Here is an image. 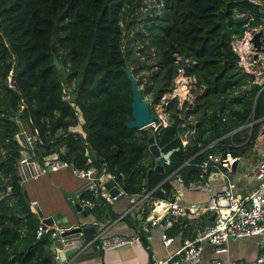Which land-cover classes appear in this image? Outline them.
I'll use <instances>...</instances> for the list:
<instances>
[{"label": "trees", "instance_id": "trees-1", "mask_svg": "<svg viewBox=\"0 0 264 264\" xmlns=\"http://www.w3.org/2000/svg\"><path fill=\"white\" fill-rule=\"evenodd\" d=\"M202 1L161 0L160 13L148 8L152 13L127 36L120 19L140 0H0V190L10 186V193L0 198V264H54L51 254L41 250L49 246V233L35 235L39 218L18 182L21 147L14 135L21 129L33 134L31 148L39 160L57 151L77 166L98 168L106 157V169L126 194L144 189L151 198H172L174 175L184 182L193 178L200 169L201 148L248 118L257 85L237 64L230 42L243 31L240 13H254L256 6L248 0ZM135 50L145 55L142 60ZM53 54L60 69L52 63ZM180 57L185 59L183 73L194 76V94L180 107L174 98L164 105L169 121L153 135L159 150L171 154L162 172L146 175L147 129L128 136L123 131L126 118L119 113L129 108L123 86L113 85L110 78L94 86L93 78L102 70L122 72L124 61L133 66L137 83L143 76L139 71L149 70L141 92L151 96L152 110L151 104L171 88ZM7 75L11 87L4 83ZM110 99L118 102V110ZM100 101L110 105L102 107ZM262 113L258 94L253 116ZM217 115H226L228 123L220 124ZM79 116L85 135L68 129ZM88 144L89 162L83 151ZM244 149L231 150L238 154Z\"/></svg>", "mask_w": 264, "mask_h": 264}, {"label": "built area", "instance_id": "built-area-1", "mask_svg": "<svg viewBox=\"0 0 264 264\" xmlns=\"http://www.w3.org/2000/svg\"><path fill=\"white\" fill-rule=\"evenodd\" d=\"M248 1L253 3L256 9L254 13H240L244 17L241 23L243 31L241 35L235 36L230 43L232 50L238 55L237 64L241 70L251 73L253 76L252 82L257 85L255 98L259 94L262 96L264 102V48H262L264 46V0ZM254 32H258L260 42L258 49L251 42ZM191 77L193 78V76L184 74L182 70L179 75L181 83L173 84L169 90L162 93L157 102L151 104V111L156 117L147 128L150 132L153 133V130L168 123V111L165 110L164 105L169 99H176L177 107H180L185 100L191 101V94L188 92ZM255 98L252 102L249 116L245 121L233 128H227L201 148L200 151L203 152V156L199 162L200 169L193 178L184 182L178 174L174 175V179L188 190L206 189L209 186L211 178H214L218 174H221L224 178L227 177L232 172L233 165H235L234 169H236L240 157H248L250 159L248 164H251V166L246 176L255 180L253 187L248 192L241 195L235 194L232 190L234 184L229 182L222 189L211 192L203 202L183 203L176 198V195H173L172 198H151L149 195L150 190H142L141 200L137 203L139 209L137 211V218L142 222L144 228L147 227L146 223L149 225H161L163 228L169 226L171 220L166 216L163 222L159 223V218L164 213L172 217L185 216L187 218H196L205 212H214V216L207 226L197 228L193 237L183 238L170 254L156 259L150 264H177L180 260L195 263L200 260L202 247L205 243L212 245L214 253L225 252L227 250L226 241L232 237L242 238L262 235L264 239V113L257 118L253 116ZM74 108L80 114L79 107L74 105ZM79 119L82 121L81 116H79ZM217 120L220 124L228 123L226 115H217ZM34 132H36L35 129ZM58 133L59 131L56 132V134ZM235 133L239 134L238 140L233 138ZM32 137L33 134L25 129H21L14 135V139L21 147L20 157L16 165L19 183L22 179L27 177L35 178L38 174L47 170L52 171L63 168L69 169L73 175L81 178L93 175L95 170L93 165L90 164L86 167L77 166L59 157L57 152L47 153L40 160L37 159L31 148ZM225 138L228 140L224 141ZM181 142L184 143L185 140L182 139ZM241 146L245 147L242 153L235 154L232 152L231 149L233 147ZM83 151L88 156L87 146L84 147ZM87 159L89 160V158ZM167 162L168 158H165V163ZM101 177H104V179H101ZM108 178L114 180L115 174L104 170L101 166L95 180L93 193L98 199L105 202L125 194L122 188L113 183L110 186L116 187L117 191L110 193L109 189L103 185V182ZM9 193L10 186L6 184L0 190V198ZM78 201L81 205L91 204V201L87 198L81 197L78 198ZM131 207H127L122 213L118 214L116 219L122 218ZM144 208H148L151 212L148 217L141 214ZM43 231L42 223L39 221L35 229V235L40 236ZM47 231L50 237H52L53 229L48 227L45 232ZM145 238H150L149 233L145 235ZM160 238L165 246L169 245L172 240V237L164 231H161ZM136 239H139L138 232L135 235L126 236L119 234L103 235L101 231H96L91 234L88 241L96 240L100 247L105 249L130 244ZM51 259L54 264L59 263V257L56 252H52ZM208 264H264V248L251 259L238 260L211 257Z\"/></svg>", "mask_w": 264, "mask_h": 264}, {"label": "crops", "instance_id": "crops-1", "mask_svg": "<svg viewBox=\"0 0 264 264\" xmlns=\"http://www.w3.org/2000/svg\"><path fill=\"white\" fill-rule=\"evenodd\" d=\"M82 121H79L74 127L85 135L81 126ZM182 139L186 141L185 134L182 135L181 140ZM130 143L132 147L134 141H130ZM87 147L90 148V145L88 144ZM92 150L94 149L92 148ZM147 153V157H152L148 152V149ZM97 155H99L98 152ZM87 158H89V160ZM87 158L86 161L89 162L90 157L87 156ZM108 160L103 158L101 159L102 163L100 167L102 166L106 171H109L106 169ZM91 165L95 167V170L93 175L87 178L77 177L73 175L69 169L63 168L52 171L47 170L38 174L35 178L27 177L22 179L20 182V184L23 185V182L26 180H38L40 178L42 182V179L44 178L42 176L45 175L46 172H61L59 177H56L57 183H49L50 185H46L42 192L44 199L43 203L39 205V207L44 215L56 213L69 214L66 194H74L78 198H80V194H84L85 196L82 198H87L91 201L89 206L91 207L94 218L97 219L96 223H92V226H87L83 235L75 238V241L72 244L73 248H71L70 253L65 256L63 260H59V263L57 264H150L152 261L170 254V252H172L180 244V241L183 238L193 237L197 228H203L205 226L204 220L211 213L210 211L209 214L205 212L196 218H187L185 216L172 217L167 214L165 216L172 222L169 226H165L163 228L161 225H149L146 223L147 227L144 228L142 226V222L137 218V211L139 210L137 203L141 200L143 191L132 194L125 193L108 202L98 199V197L93 193V188L95 187V180L100 172V167L97 168L94 164ZM152 165L153 158L152 162L148 164V166ZM237 167L239 166L236 165V168ZM234 168L235 165L232 167V171L235 170ZM67 176L70 177L68 178ZM230 176L231 174L224 178L221 174L215 175L214 178L209 180L208 188L201 190H188L173 179L171 181V185L173 187L171 195L172 197L173 195H176V198L183 203L203 202L211 192L222 189L227 186L229 182L233 183L239 179V177L233 176L231 179ZM101 179H104V177H101ZM76 180L79 181L75 182ZM81 181H85L84 187L81 186ZM45 182H47V179H45ZM112 183L120 187L119 183L115 179ZM233 184L234 188L232 187V190L235 194H238V192L243 190V187H238L236 183ZM34 190V188H29L28 190L31 193L34 192L33 197L28 196L29 203L31 201H36L35 197L37 195ZM46 195L48 197H45ZM129 206L132 207L124 214V216L116 219V216L122 213ZM31 209L33 211L32 206ZM141 214L148 217L151 212L147 208L143 209ZM96 231H101L103 235L119 234L126 236L135 235V233L140 232L141 238L132 241L130 244L104 249L100 247L98 241H88L91 234ZM161 231L166 232L167 235L172 237L170 244L167 246L163 245L161 241ZM147 233L150 235L149 239L145 238ZM52 237L49 235V246L48 248L42 247V251L46 250L52 254V251L49 248ZM226 246L227 250L225 252L214 253L212 245L205 243L202 247V254L199 261L189 263L185 260H180L177 264H208L211 257H218L221 259L232 258L238 260L251 259L259 253L262 248H264V239L262 235H253L242 238L232 237L227 239Z\"/></svg>", "mask_w": 264, "mask_h": 264}, {"label": "water", "instance_id": "water-1", "mask_svg": "<svg viewBox=\"0 0 264 264\" xmlns=\"http://www.w3.org/2000/svg\"><path fill=\"white\" fill-rule=\"evenodd\" d=\"M251 42L256 49L259 47L258 32H254L251 37ZM264 48V46H262ZM185 61L184 57H180L177 67L181 68L183 62ZM52 63L56 69L61 68V62L58 61L57 57L52 55ZM123 74L125 75L129 83V92H130V102L129 110L130 117L126 118L123 121V125L127 128H144L149 125L152 120L155 119L156 115L149 109V99L143 96L141 88L137 84V80L133 75L130 65L124 61ZM11 73V70L9 74ZM63 77L66 76V72L62 71ZM9 75L4 78V83L8 84ZM11 87V85L8 84ZM17 111L14 112L16 114ZM148 136L146 141L148 143L147 149L153 158V165L147 167L146 175L149 174L151 170L162 172L163 166L165 163V158H168L171 154V150L161 153L159 147L154 142V135L147 129ZM234 166V165H233ZM232 166V167H233ZM112 179L108 178L103 182L105 188L109 189L110 193L117 191L116 187H111ZM23 194L25 198L29 201L27 192L23 189ZM68 196V197H67ZM67 205L69 209V214H47L41 211L37 201H31V206L35 211L39 221L42 223V228L45 230L50 227L53 229V237L51 239L50 250L58 254L59 260H63L67 256L72 247V244L75 241L77 236L83 235L87 226H92V223H96L97 219L94 218L92 214L91 207L87 204L81 205L78 201V197L74 194H66ZM166 213L162 214L159 218V223L163 222ZM214 212L210 213L204 220V225L207 226L210 223V220L213 218Z\"/></svg>", "mask_w": 264, "mask_h": 264}, {"label": "rangeland", "instance_id": "rangeland-1", "mask_svg": "<svg viewBox=\"0 0 264 264\" xmlns=\"http://www.w3.org/2000/svg\"><path fill=\"white\" fill-rule=\"evenodd\" d=\"M201 4H206V3L203 0ZM160 5H161V0H140V3H137L135 5V7L132 10H130L128 14L125 15L124 20L120 19L121 26H123L124 24L126 26L125 28H123V33L126 34L127 36L131 35L132 30H134L135 27H137V28L141 27V24H142L141 20H143L146 17V15H150L152 13L150 10H148V8H156L157 9L156 14H158V13H160V11L158 10V7H160ZM127 26H129V27H127ZM124 39H126V38H124ZM138 46H140V45H138ZM133 49H136V45L133 46ZM135 53L138 55V58L140 60H142V58L145 56V55H139V51H136V50H135ZM149 53L151 54L152 51H150ZM146 62H147V60H146ZM130 68L133 69V66L130 65ZM177 70H178L177 74L172 79V85L181 83V79L179 78V75L181 74L183 69H182V67L181 68L177 67ZM139 73L142 74L143 76L141 77V82L137 83V84L141 89H144V85H143L144 79H145V76L148 75L149 70H142V71H139ZM107 78L112 79V80H108V81L110 83L112 81L113 85L115 83H120L123 86V90L127 94V97L124 100L126 102L125 106H127L129 104V101H130L129 83H128L125 75L123 74V72H120L118 74H109L105 70H102L95 75V77L93 78L94 82H92V85L97 86V85H99L101 80L103 81ZM193 78H194V76H193ZM193 78L191 77V83L188 86V92L191 94V99H192L193 94H194V85L192 82ZM136 79H137V77H136ZM176 81H177V83H176ZM115 89H116V94H117V87L116 86H115ZM142 94L144 97L149 99V101H151V96L148 93L142 92ZM93 102H95V101H93ZM104 103L106 105H110L109 102H107V101L106 102H102V101L99 102V104H101L102 107H106V105ZM111 103L115 105V108L113 110H118V107H117L118 102H116V100L115 101L111 100ZM119 113L123 114L124 115L123 117H125V118L130 117V110L128 107H126V108L123 107L122 109L120 108ZM148 127H149V125L145 126L144 128L147 129ZM25 129L28 131L27 128H25ZM73 129H76V128L73 127ZM73 129H72V127L69 128V130H73ZM141 129L140 128H127L124 126L123 131L126 134H128V136L135 135L137 137L140 135ZM133 138L134 137H129V140L133 139ZM145 149H147V147H145ZM103 159H106V157H104ZM248 161H250V159L248 157H240V159L238 161L239 167H237L234 171H232L230 173L231 179H232V176L233 177H239L238 180L233 182V183H236V185L238 187H243V190L241 192H238L239 195L246 193L250 188L253 187V185L255 183V180H253L252 178H248L246 176V173L248 172V170L251 166V164H248ZM151 162H152V157H150V156L147 157L146 163L150 164ZM60 173L61 172H57V171L56 172H50V173L46 172V174L42 176V177H44L42 179V182L40 180L41 178L38 180H32V179L26 180L25 182H23V187H24L23 189H25L27 191V193H28L27 196L33 197L34 192L31 193L28 190H29V188H34L35 189L34 191L37 195L35 197V200L37 201L38 205H41L43 203V199H44L42 192H43L45 186L50 185L51 183H55V182L57 183L56 177H59ZM70 176H67V177L69 178ZM45 179H47V182H45ZM78 181L79 180H76L75 182H78ZM81 182H82L81 186L84 187L85 181H81ZM45 197H48V196L46 195ZM50 198H52V197H50ZM209 213L210 212L208 211L207 214H209Z\"/></svg>", "mask_w": 264, "mask_h": 264}, {"label": "flooded vegetation", "instance_id": "flooded-vegetation-1", "mask_svg": "<svg viewBox=\"0 0 264 264\" xmlns=\"http://www.w3.org/2000/svg\"><path fill=\"white\" fill-rule=\"evenodd\" d=\"M96 88H98V87L93 88V90H95Z\"/></svg>", "mask_w": 264, "mask_h": 264}]
</instances>
